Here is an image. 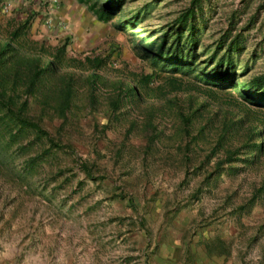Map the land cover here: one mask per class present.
<instances>
[{"label":"rangeland","instance_id":"1","mask_svg":"<svg viewBox=\"0 0 264 264\" xmlns=\"http://www.w3.org/2000/svg\"><path fill=\"white\" fill-rule=\"evenodd\" d=\"M190 1L123 0L105 22L80 0H0V35L8 20L28 19L30 38L66 43L68 56L101 54L111 66L94 82L90 70L57 71L53 84L76 80L67 107L58 99L44 107L58 147L45 138L0 141V264H264V189L252 197L264 166L213 170L224 120L233 121L226 146H237L264 125V105L225 101L240 100L236 88L215 87L212 97L196 91L207 89L198 77L205 64L220 59L233 64L239 88L264 73V0H198L193 33L175 41L176 18ZM123 21L131 25L115 27ZM235 34L241 45L229 52ZM174 48L193 57L191 70L166 63ZM150 73L146 91L123 96V109L109 114L112 83ZM171 73L181 78L177 90L167 84ZM198 97L205 109L184 128L182 115Z\"/></svg>","mask_w":264,"mask_h":264},{"label":"trees","instance_id":"2","mask_svg":"<svg viewBox=\"0 0 264 264\" xmlns=\"http://www.w3.org/2000/svg\"><path fill=\"white\" fill-rule=\"evenodd\" d=\"M80 1L87 5V8L98 20L105 22L113 18L120 11L123 4V0H102L101 2L99 0ZM197 4L198 0H191L190 5L176 18L178 25L175 32V41L180 39L183 30L188 29L190 33H193L194 24L191 21ZM129 25H131L130 22L123 21L115 24V27L119 29L122 26L128 27ZM27 27L28 19L18 21L13 18L8 20L4 28L5 30L0 35V141L7 144L14 142L26 146L27 143H23L24 140L32 141L45 138L51 146L58 147L59 143L55 141L54 137L43 125L46 113L44 107L51 106L52 108L54 106L56 108L57 99L61 106L67 107L73 99L72 97L76 94L74 89L76 80H74L72 75H67L61 78L57 77V81L53 84L51 82L54 80L57 71L60 68L67 67L90 70L91 77L89 79L92 80L91 82H94L93 80H96L97 72L107 65L110 66V63L108 62V57L101 54L94 56L84 55L83 57L68 56L66 53V43L50 46L44 40H34L30 38ZM239 38V34L231 36L226 46L227 51L239 49L241 45ZM163 40L160 47H162ZM189 43V49L193 50L195 47L194 40H191ZM142 46L146 49L145 44ZM183 53L184 50L182 48L180 50L178 48L172 49V55H168L169 58H166V63L174 66L182 65L191 70L193 57ZM162 54L159 51L155 54V57L160 58ZM205 66H207V70L200 72L198 77L199 81L201 80L202 84L207 86V89L199 90L197 88L196 91H200V95L204 94L205 96H202L212 97V95L216 94L215 87L231 92L236 88L238 89L240 100H236L231 94H227L224 98L225 101H237V103L245 106H248V104L257 107L264 105V73L253 75L246 83L244 82L242 88H239L238 84L236 86L237 77L233 64L229 59H226L225 62H223V59H220L211 66L206 64ZM159 76L157 75V77ZM152 79L151 73L141 74L136 82L123 84L118 77V81L112 83V90L116 95L106 105L109 114L113 113L114 115L117 113V110L123 109L125 106L121 103L123 96H129L136 100L140 88L144 89L148 87V83ZM167 80L170 90H177L182 85L181 78L176 77L173 73L167 76ZM50 84L52 85L51 87H49ZM42 89L51 92V95L47 96L45 94L46 97L44 94L41 95ZM56 89H58V93H56ZM93 101V94H89V102L93 103ZM139 101L141 102L140 98L137 99L136 103ZM195 103H190L191 107L188 112L186 111L182 115L181 119L183 120L184 128L188 126L187 123L191 118L200 115L201 111L205 109L206 100L204 98L198 97ZM40 106H42V113L35 115L36 110ZM225 112L233 113L235 112V108ZM61 115L65 116L66 113L61 111ZM206 119V123H208L212 117ZM232 123L233 121L224 120L223 128L220 129L216 148L219 149L220 147L222 149V158L216 162L213 170L221 171L227 163H229L226 166L227 170H230V167L238 170L237 165L239 163L251 167L260 164L264 166V125L252 127L248 138L242 140L239 145L232 146L233 144H231V146H226V135ZM216 148L213 147L209 154L216 153ZM82 165L87 167L86 163H82ZM209 175L210 173L207 177ZM263 189L264 182L255 190L252 197H255L256 192Z\"/></svg>","mask_w":264,"mask_h":264},{"label":"crops","instance_id":"3","mask_svg":"<svg viewBox=\"0 0 264 264\" xmlns=\"http://www.w3.org/2000/svg\"><path fill=\"white\" fill-rule=\"evenodd\" d=\"M52 4H53V2H51V5H52ZM39 9H40V6L37 7V10H39ZM54 12L56 13L57 11L54 10ZM40 14H42V11H40ZM56 14H57V13H56ZM51 15H54L53 18H54L55 20H57V19H58V20L61 19V18L59 17V15H55V14H52V13H51ZM63 18H64V17H62V19H63ZM64 19H65V18H64Z\"/></svg>","mask_w":264,"mask_h":264}]
</instances>
